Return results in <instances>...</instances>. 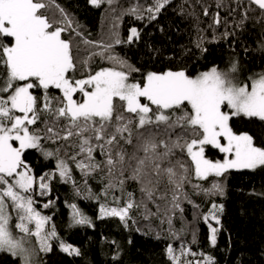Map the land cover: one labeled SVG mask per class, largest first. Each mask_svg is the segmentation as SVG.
<instances>
[{"label":"snow or ice","instance_id":"obj_1","mask_svg":"<svg viewBox=\"0 0 264 264\" xmlns=\"http://www.w3.org/2000/svg\"><path fill=\"white\" fill-rule=\"evenodd\" d=\"M90 2L99 7L115 0ZM169 3L153 0L146 9L136 4L116 20L125 14L143 20L146 11L151 21ZM248 3L244 19L256 8L264 17V0ZM220 6L222 0L217 4ZM204 15H208L207 8ZM219 23L217 12L213 25ZM78 28L55 0H0V251L18 257L20 264H36L38 252H50L51 241L59 240L54 225L45 227L51 218L34 207L33 192L38 187L40 195L47 194L51 179L58 173L60 180L72 183L80 195L72 165L81 174L88 199L101 198L88 188V178L104 173L107 182L102 193L105 202L99 205L101 217H118L127 226L129 220L136 222L133 211L141 212L147 220L160 213L158 199L170 203L165 216L176 239L179 237L167 212H183L182 200L192 203L185 185L208 197L222 196L220 178L229 170L264 168V147L257 146L247 133H235L230 124L234 117L264 122V72L251 75L250 83H238L239 67L233 62L228 70L213 66L193 76L185 69H168L149 71L142 80H132V73L139 69L115 54L114 47L138 40L136 27L129 29L126 40L119 31L110 30L99 41L83 37ZM63 33H75L80 43L64 38ZM203 39L197 38L196 47H201ZM81 51L87 52L83 58ZM96 58L108 61L109 66L98 65L93 70ZM80 68L81 78H76ZM52 89L59 95L51 94ZM36 90L41 95H36ZM208 146L224 154L223 159L209 158ZM27 150H36L45 159L54 158L55 169L36 177L24 159ZM97 154L103 159L97 160ZM127 180L139 184L140 200L125 189ZM202 182H210V186ZM117 189L119 195L115 194ZM149 203L156 204V212ZM69 207L74 224L91 225L76 204ZM10 209L15 212V223ZM222 209V205L212 203L203 216L212 245L219 229L209 221L219 224L217 212ZM33 237L38 249L31 246ZM59 247L70 255H80L78 248L63 241ZM167 253L173 264H193L181 261V256L196 255L183 244L179 255L171 245ZM195 264H213V258L204 256L203 262Z\"/></svg>","mask_w":264,"mask_h":264},{"label":"trees","instance_id":"obj_2","mask_svg":"<svg viewBox=\"0 0 264 264\" xmlns=\"http://www.w3.org/2000/svg\"><path fill=\"white\" fill-rule=\"evenodd\" d=\"M218 2L170 0L156 19L149 21L146 11L142 13L143 20H137L130 14L123 15L120 20L116 17L136 4L146 9L153 4V0H115L112 5L103 3L99 7L90 0H55L69 14L73 27L78 25V31L88 40L99 41L110 30L119 31L121 38L126 40L130 28L136 27L140 31L138 40L114 47L115 54L139 69L132 73V80H142L149 71L168 69H185L189 75H196L213 66L228 68L233 62H237L245 74L264 72V17L260 10L252 5L256 10H249L247 19H244L245 9L249 8L248 1L222 0V6L217 7ZM205 8L208 9L207 16L204 15ZM217 12L220 23L213 25V16ZM226 32L229 35L225 36ZM62 35L72 38L74 43L81 41L75 33ZM199 36L204 38L200 48L196 47ZM81 48H84L82 43ZM86 55V51H81V58ZM98 65L107 67L109 62L96 58L93 70ZM82 71V68L78 70L76 78H81ZM35 94L41 95L40 90H36ZM51 94L59 95V92L52 89ZM230 124L235 133L249 132L254 143L264 147V122L257 118L234 117ZM128 151L132 149L129 147ZM206 155L210 158L223 156L211 146L206 148ZM24 159L36 177L55 169L54 158L45 159L36 150H27ZM96 159L102 160L103 157L97 154ZM72 167L73 178L81 188L80 195H77L72 183L62 182L58 173L51 179L47 194L40 195L39 188H34V207L48 214L51 218L48 227L54 225L59 238L51 241L50 252H39L42 264H173L167 247L171 245L179 255L181 244L191 253H196L195 256H181V261L190 260L193 264L203 262L204 256H211L213 264H264V168L229 170L220 178L224 186L222 196L208 197L194 192L191 185H185L184 191L192 203L182 200L180 207L183 212L179 209L167 212L172 219V229L179 237L176 239L169 232L165 216L170 203L158 199L156 204L160 205V213L147 220L141 212L133 211L131 216L136 222L129 220L125 226L118 217L100 215L99 205L105 202L102 193L107 182L104 173H93L87 181L91 192L100 195L97 201L86 198L81 174L74 165ZM202 183L205 187L210 186V182ZM125 189L134 193L137 200L141 199L137 182L127 180ZM115 194H120L118 189ZM111 199L109 195L107 200L111 202ZM168 199L170 201V195ZM49 201L52 203L45 208ZM212 203L223 206L222 211L217 212L219 224L209 221L219 229L215 245L209 240L210 231L203 220ZM70 204H76L90 218L91 225L74 224ZM156 204L149 203L152 212L157 211ZM10 212L15 223V212L11 209ZM59 241L78 248L80 255L63 252ZM0 264H20V260L0 251Z\"/></svg>","mask_w":264,"mask_h":264},{"label":"rangeland","instance_id":"obj_3","mask_svg":"<svg viewBox=\"0 0 264 264\" xmlns=\"http://www.w3.org/2000/svg\"><path fill=\"white\" fill-rule=\"evenodd\" d=\"M231 66V65H230ZM230 66L228 67V68H218V69H221V70H228L229 68H230ZM238 67H239V71H238V73H236V79H237V82L238 83H244V82H248V83H250V81L248 80V78L251 76V75H253V74H256V73H258V72H249L248 74H245L244 72H245V70L244 69H242V67L241 66H239L238 65ZM211 69V68H210ZM207 70H209V69H207ZM207 70H204V71H207ZM202 72V71H201ZM194 76V75H193ZM231 122V121H230ZM241 133H247V134H249L250 135V133L249 132H239V133H237V134H241ZM224 155V154H223ZM210 158V157H209ZM211 159H213V160H215V159H223V156L222 157H217V158H211ZM37 210V209H36ZM37 211H39V210H37ZM40 212V211H39ZM42 215H44V216H48V214L47 213H43V212H40ZM12 215V214H11ZM49 217V216H48ZM14 220V219H13ZM12 223H13V221H12ZM212 224V223H211ZM213 227H215L214 225H212ZM32 227H34V225L32 226ZM46 229L47 228H50V227H48V223L46 224ZM17 233L19 232V230H15ZM209 240H210V232H209ZM31 246H33V247H36L37 249H38V244L36 243V241H35V238L33 237V238H31ZM35 259V261H36V264H42L41 262H40V260H39V252H38V255L34 258Z\"/></svg>","mask_w":264,"mask_h":264},{"label":"water","instance_id":"obj_4","mask_svg":"<svg viewBox=\"0 0 264 264\" xmlns=\"http://www.w3.org/2000/svg\"><path fill=\"white\" fill-rule=\"evenodd\" d=\"M245 1H248V0H245Z\"/></svg>","mask_w":264,"mask_h":264}]
</instances>
